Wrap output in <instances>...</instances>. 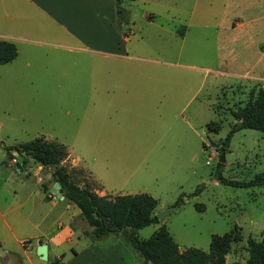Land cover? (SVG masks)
<instances>
[{"label":"rangeland","instance_id":"374dc122","mask_svg":"<svg viewBox=\"0 0 264 264\" xmlns=\"http://www.w3.org/2000/svg\"><path fill=\"white\" fill-rule=\"evenodd\" d=\"M155 2L121 4L129 22L117 28L140 58L130 63V75H109L106 67L96 72L84 59L60 71L45 69L33 84L0 82V264H53L40 260L36 249L56 232L61 237L49 248L61 260L70 246L91 242L82 234L91 228L75 205L53 194L55 206L44 200L41 183L47 192L53 183L48 169L40 173L31 159L17 169L5 150L36 138L65 147L63 165L75 171L80 187L111 198L148 194L157 201L155 214L178 202L163 224L180 251L208 252L213 235L235 228L242 241L226 257L245 264L246 240L264 233V187H232L215 178L218 172L243 182L264 173V134L233 131L230 115L251 89H264V81L254 80L264 79V0H167V9ZM148 9L156 12L152 24L164 30L146 22ZM183 26L190 30L185 39L168 32ZM106 92L114 96L109 103L93 101ZM211 121L219 122L218 133L207 130ZM69 222L76 229L71 242L64 240ZM157 229L152 224L137 236L146 240Z\"/></svg>","mask_w":264,"mask_h":264},{"label":"crops","instance_id":"0c3cea01","mask_svg":"<svg viewBox=\"0 0 264 264\" xmlns=\"http://www.w3.org/2000/svg\"><path fill=\"white\" fill-rule=\"evenodd\" d=\"M166 2L167 0H156L154 5L167 9ZM148 10L145 11L146 22L164 30L163 26L152 24L156 12ZM115 16V0H0V41L13 44L16 49V57L11 62L0 65L1 84L4 86L11 82L10 85L33 84L38 81V75H43L45 69L53 68L60 71L68 65L77 66L84 59L91 62L96 72L100 67H106L109 75L111 72L130 75L128 72L132 67L130 63L139 62L140 58L132 55V48L126 44L130 42V37L121 35ZM241 25L240 23L237 27L240 28ZM228 27L235 29L231 20ZM189 31V26L168 30L170 34L182 39L187 37ZM140 67L137 65V69ZM254 80L264 81L261 78ZM92 98L96 102L109 103L114 96L106 92L102 96L94 95ZM36 168L40 173L44 169L39 165ZM48 171L51 173L50 169ZM54 184L53 182L48 192H44L43 183L40 185L45 195L44 200L50 202L52 206H55V203L52 201L54 199L50 190ZM96 192L106 195L102 190L96 189ZM62 201L67 200L63 198ZM79 218L82 219L81 215ZM28 222L29 226L38 227V224ZM69 226L70 229H67ZM68 227L64 229V240L71 242L74 232L70 230L76 229L72 222H69ZM58 228L61 231L62 227ZM59 237L60 233L56 232L47 243L48 259L51 262L141 264L140 259L135 260L129 253L128 246L118 236H110L95 243H84L78 249L70 246V253L64 255L65 259L61 260L53 254L51 256L49 248V244L56 247ZM79 241L78 237L77 242ZM225 262L230 264L227 257Z\"/></svg>","mask_w":264,"mask_h":264},{"label":"trees","instance_id":"16d2710c","mask_svg":"<svg viewBox=\"0 0 264 264\" xmlns=\"http://www.w3.org/2000/svg\"><path fill=\"white\" fill-rule=\"evenodd\" d=\"M122 2L123 0H115L117 26L121 30V24L127 25L129 22L128 11L121 7ZM124 37L128 36L124 34ZM15 57V46L0 41V65L11 62ZM230 115L235 121L233 131L249 129L264 134V89H251L247 102L235 110H230ZM206 128L214 133L221 129L217 121L209 122ZM203 147L205 148L204 144ZM5 150L12 152L11 159H15L13 152L23 156L22 164L31 159L34 164L52 171L53 182L59 184L62 196L79 209L82 220L91 228L83 234L92 243L110 236L121 237L124 243L138 254L141 264H226L225 257L231 252L232 245L242 241V235L234 228L224 235H213L208 252L195 248L180 251L166 226L158 221L155 214L157 201L148 194L116 195L111 198L107 195L99 196L87 188L80 187L72 179L75 171L68 172L67 167L63 165L68 158L65 147L43 138L6 147ZM80 172L82 171L79 170L78 173L81 174ZM215 178L219 183L232 187H264V173L243 182L227 180L218 172ZM42 187L44 192H47V188L44 185ZM199 191L197 188L194 194ZM174 205H178V202ZM152 224L160 226L148 239H139L137 231ZM246 251L248 258L245 264H264V233L259 240L249 237L246 240ZM53 264L61 263L56 261Z\"/></svg>","mask_w":264,"mask_h":264},{"label":"water","instance_id":"95a60500","mask_svg":"<svg viewBox=\"0 0 264 264\" xmlns=\"http://www.w3.org/2000/svg\"><path fill=\"white\" fill-rule=\"evenodd\" d=\"M222 147L224 149H228V147H229V139H227L224 142ZM13 156L15 157V167L17 169H20L21 165H22L23 156L18 155L16 152H13ZM219 163H224V153H222L221 158L219 160ZM59 190H60L59 184L55 183L50 191H51V194H53L57 199L63 200L64 197L61 195ZM176 208H177V206L174 205L172 207H169V208L165 209L162 212H158L156 214V217L158 218V221L160 223H163L164 220L166 219V217L169 215V213L172 210L176 209ZM36 255L39 257L40 260L47 261V259H48L47 245H45V244L39 245L37 247V249H36Z\"/></svg>","mask_w":264,"mask_h":264},{"label":"built area","instance_id":"2783aa9c","mask_svg":"<svg viewBox=\"0 0 264 264\" xmlns=\"http://www.w3.org/2000/svg\"><path fill=\"white\" fill-rule=\"evenodd\" d=\"M207 164H208V162H207Z\"/></svg>","mask_w":264,"mask_h":264}]
</instances>
